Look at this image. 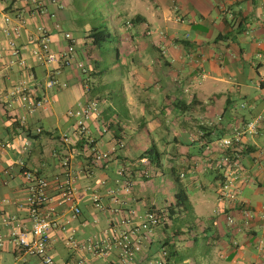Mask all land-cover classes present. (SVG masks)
Returning a JSON list of instances; mask_svg holds the SVG:
<instances>
[{"label":"crops","instance_id":"obj_1","mask_svg":"<svg viewBox=\"0 0 264 264\" xmlns=\"http://www.w3.org/2000/svg\"><path fill=\"white\" fill-rule=\"evenodd\" d=\"M58 2L60 7L44 0L39 14L32 0H0V140L7 146L0 169L9 173L5 183L0 179V216L29 230L21 172L52 180L62 177L67 162L73 199L63 201L54 186L48 190L53 264H117V247L103 255L88 247H103L119 221L129 224L118 226L119 232L134 229L152 207L172 205L181 189L187 210L153 228L132 264H155L161 249L168 252L167 264H264V252L257 250L264 242V0ZM103 25L113 36V56L100 55L87 37ZM39 26L54 51L67 45L63 32L73 36L69 66L32 57ZM12 39L27 68L17 64ZM23 82L36 100L45 99L42 107L29 111L12 95ZM90 102L97 113L79 135L78 118L69 112ZM257 116V134L244 139L239 166L215 168L222 149L218 141L205 145L200 128H213L223 138ZM146 150L157 157L148 166L139 159ZM94 151L107 153V160L94 162ZM170 168H185L179 183ZM225 174L233 180L235 202L219 200ZM242 207L250 210L249 221ZM73 208L79 209L76 216ZM229 216L235 227L228 225ZM9 232L0 217V264H41L15 247ZM69 240L80 247L71 248Z\"/></svg>","mask_w":264,"mask_h":264},{"label":"built area","instance_id":"obj_2","mask_svg":"<svg viewBox=\"0 0 264 264\" xmlns=\"http://www.w3.org/2000/svg\"><path fill=\"white\" fill-rule=\"evenodd\" d=\"M43 1L44 0H32L34 12L39 14L44 12V10L41 9L44 5ZM50 2H52V4L58 3V6L60 7L58 0H50ZM4 21L5 23H9L11 18L5 16ZM37 31L39 33L38 37L35 38L37 47L31 52L32 57L37 62L47 65L61 62L62 64L69 66L74 61L76 40L70 33L63 32V38L67 42L66 47L61 51H54L50 47V40L46 29L39 26ZM11 32L13 37H16L18 34V26H13ZM8 44L13 51L17 64L22 68H27L26 59L20 54L19 49L16 48L14 40L12 39ZM76 66L83 74L86 73V68L82 62H78ZM54 83L53 80H49L46 85L47 87H52ZM12 95L17 97L21 106H24L29 111L42 107L46 102L44 98L36 100L33 93L29 90L28 85L26 86V83L24 82L15 89ZM240 107L244 108L245 105L241 104ZM95 113H97V104L95 102L87 103L75 112H69V115L78 118L76 122L77 134L83 135L86 132L85 121ZM260 120L261 117L257 116L245 123L234 125L231 128L230 135L223 137L218 141L219 147L222 149V155L215 162L216 168H223V166L236 168V166H239V156L244 147V139L257 134ZM36 131L40 132L41 130L37 129ZM64 140L66 141V138ZM91 142L92 141H89L88 143L90 144ZM6 148V143L0 140V153L5 151ZM227 152L230 153V155H228ZM107 158V153L93 152V160L96 163L104 162ZM17 164L24 169V163L22 161H17ZM62 164L65 167L61 172L62 177H54L52 180L38 176L25 169L21 172L26 181L25 204L30 215L29 230H26V228L19 223L14 224L12 217L7 215L0 216L1 222L6 226H10L9 237L15 247L22 249L23 254L25 255L40 259L41 264H53V259L48 252L53 215L52 210L47 209L50 200L48 190L50 186L56 187V189L60 190V195L63 201H71L74 197L75 189L73 186V172L70 168H66L68 165L67 162H63ZM1 177L2 183H5V179L9 177L8 170L0 169V179ZM225 178V182L218 189L219 200L228 199L229 202H235L236 193L233 191V180L229 176L227 177L226 174ZM128 188V183H125L123 189L127 191ZM93 201L95 202L96 207L100 208L96 197L93 198ZM239 207H241V205H239ZM72 213V216H76L79 213V209L73 208ZM240 213L245 221H249L252 217L250 210L245 207L240 209ZM227 223L231 227L236 226L235 219L232 216L227 217ZM120 225L127 227L129 224L128 221L122 220L116 223L117 227ZM157 225V216L148 211L141 217L134 229H126L125 231L119 232L117 227L111 228L109 236H106L103 240V247L99 248L98 245L94 244L88 248L93 249V252L96 254L103 255L109 252V250L112 249V246H115L118 248L117 264H132L135 254L141 250V243L147 240V235ZM67 244H69L71 248L80 247L79 244L72 240H69ZM0 246H2L1 239ZM257 250L261 253L264 252L263 241L258 242ZM165 255L166 252H162V254L160 253L155 260V264H165Z\"/></svg>","mask_w":264,"mask_h":264},{"label":"trees","instance_id":"obj_3","mask_svg":"<svg viewBox=\"0 0 264 264\" xmlns=\"http://www.w3.org/2000/svg\"><path fill=\"white\" fill-rule=\"evenodd\" d=\"M41 9L44 10V5ZM87 37L91 39V46L94 48V50L96 48H97V50H99L100 55L106 54L105 48L102 47L103 43L110 42L111 40H113V36H112L111 32L104 25L91 29L90 32L88 33ZM88 52H90V51H88ZM212 129L213 128H206V127L200 128V130L203 133L201 135V138H202V140H204L205 145L211 144V143L219 141L221 139V136L218 135V133L213 132ZM40 132H37V133L39 134ZM150 154H151L150 151L146 150L145 152H143L139 156V159L144 160V162H143L144 166H148L150 163H153V161L155 159H157L156 154H154V155L153 154L150 155ZM227 154L230 155V153H228V152H227ZM144 171H143V174H141V175H143V176L148 175V172H149L148 168H145ZM183 171H185V168H170L171 176L176 183H179V181L184 176ZM187 208H188V203L186 202V193L184 190L181 189L180 191H178V193L175 194V202L172 205H169V206H167V208H163V209L152 207L148 211L154 213L157 216L158 225H160L161 223L166 222V220L169 219V217H173L176 214H179V213L186 211ZM168 241H170V238H168L165 245L168 244ZM162 252H166V255H165V259H166L165 262L166 263L165 264H167L168 252L165 249H161L159 251V254L160 253L162 254Z\"/></svg>","mask_w":264,"mask_h":264},{"label":"rangeland","instance_id":"obj_4","mask_svg":"<svg viewBox=\"0 0 264 264\" xmlns=\"http://www.w3.org/2000/svg\"><path fill=\"white\" fill-rule=\"evenodd\" d=\"M102 47L105 48L106 55L113 56V52H114V41L113 40H111L110 42L103 43ZM215 168H216V164H215ZM170 197H171L170 194H168V196L167 195L165 196V199H167L168 201ZM212 205L213 203L211 204L210 209H212Z\"/></svg>","mask_w":264,"mask_h":264}]
</instances>
